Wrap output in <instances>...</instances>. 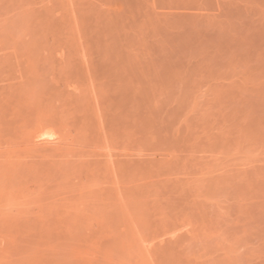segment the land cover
Returning <instances> with one entry per match:
<instances>
[{
    "label": "rangeland",
    "instance_id": "374dc122",
    "mask_svg": "<svg viewBox=\"0 0 264 264\" xmlns=\"http://www.w3.org/2000/svg\"><path fill=\"white\" fill-rule=\"evenodd\" d=\"M0 264H264V0H0Z\"/></svg>",
    "mask_w": 264,
    "mask_h": 264
}]
</instances>
